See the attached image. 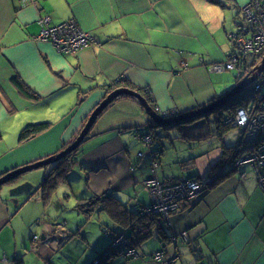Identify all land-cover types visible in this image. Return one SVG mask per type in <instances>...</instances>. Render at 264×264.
Returning <instances> with one entry per match:
<instances>
[{
  "label": "crops",
  "instance_id": "0c3cea01",
  "mask_svg": "<svg viewBox=\"0 0 264 264\" xmlns=\"http://www.w3.org/2000/svg\"><path fill=\"white\" fill-rule=\"evenodd\" d=\"M248 1L225 0L226 7L208 0H0V122L31 110L34 121L52 123L39 136H48L56 129L53 136L57 137L46 140L63 141L46 154L27 155L21 151L6 158L14 148L2 150L0 175L57 154L70 144L104 99L107 86L119 78L150 89L161 111L176 109L184 113L230 90L223 91V87L221 93V85L216 84L217 73L208 66L225 62L233 48L226 27V8L235 11L237 28L243 16L240 9ZM46 18L48 23L42 24ZM69 20L91 33L93 41L88 46L65 53L53 42L38 39L43 29ZM15 77L38 99L25 97ZM50 109L65 115L62 127H54L61 123L59 116L47 118ZM122 109L128 111L129 117L122 116ZM115 112L117 115L112 117ZM147 116L137 100L122 98L97 118L91 134L79 147L80 153V148L90 140L110 137L103 142L110 146L108 149L82 152L81 168L82 172L89 171L92 195L113 193L120 199L122 192L131 197L129 190L136 191L141 185L145 188L144 182L151 176L167 182L194 175L208 177L222 157L224 146L230 148L239 140L238 137L227 145L224 138L221 147L215 143L210 147L218 138L205 120L169 132L160 131L152 147L162 151L157 159L159 165L168 149L180 143L190 155L184 168H198L187 176H161L157 171L159 165L153 167L155 159L151 154L139 159L137 153L130 152L132 147L137 152L143 149L137 135L151 130ZM117 117L121 120L113 122ZM99 124L104 127L98 128ZM120 124L125 125L123 129ZM201 147L204 150L199 151ZM241 172H246L245 179ZM20 183L0 186V264H22L29 249L54 264V256L76 238L65 214V210H74L76 205L60 202V198H35L33 193L11 195L9 188ZM14 198L18 199L16 205ZM151 202L152 199L142 200L136 194L134 201L124 204L132 207ZM54 206L58 211H52ZM40 223L41 236L34 228ZM116 225L118 228L109 233L124 229L118 222ZM169 227L174 236L188 231L189 240L179 239L171 245L158 240L159 244L139 250L142 257L127 260L120 253L107 260L112 264H164L154 261L153 253L165 247L168 255L175 257L174 264H264V191L259 188L253 169L242 167L203 198L183 203V208L171 215ZM11 240L15 241L13 248L7 245Z\"/></svg>",
  "mask_w": 264,
  "mask_h": 264
},
{
  "label": "rangeland",
  "instance_id": "374dc122",
  "mask_svg": "<svg viewBox=\"0 0 264 264\" xmlns=\"http://www.w3.org/2000/svg\"><path fill=\"white\" fill-rule=\"evenodd\" d=\"M249 2H251V0H249L247 3H249ZM253 5L257 7V6H259V3L253 4ZM254 6H252V7H254ZM226 12H227L226 27L229 30L228 37L231 39V41H235L234 37L236 34H238L239 30L243 27V22L241 21L239 23V27L236 28V23L234 22L235 11L226 8ZM242 20L244 22L247 21V17L245 16L244 18H242ZM262 40H263V38H262ZM262 45H263L262 49L258 46L259 47L258 51H260L259 52L260 54H258L257 51L254 53L256 55V58H255V62H252L251 69H254L255 67H257L262 62V60L264 58V43ZM231 46H232V44H231ZM217 64H220V62H217ZM212 66H213L212 64L210 66H208L209 70H211ZM239 71L241 72V68L239 69ZM216 73H217V79L219 80L216 82V84L221 85V87H220L221 93L223 91L227 90L228 88L229 89L233 88V86L236 83V77L239 74L238 70H230V69H227V70L222 71V72H216ZM263 75H264V68H263L262 72L257 76L258 80L257 79L256 80L260 82V80L263 79V77H262ZM251 76H252V74L251 75L248 74L245 78L242 79V81L244 79H246L247 77H251ZM255 81H253V83H251V85H253V87H255ZM221 88H223L224 90L222 91ZM254 90H255L254 92L256 93V95H254V94L253 95L252 94L246 95L245 96L246 98H245L243 104L240 105L239 107H237L233 112H232V109L230 106H231V103H233L234 100L236 99L235 98L236 96H234L233 98L229 99L228 101H225L222 104H220V106L217 109H215L213 111L206 112L202 116H198L195 119L194 118L190 119L187 122L174 123L171 125H163V127H161L160 125L155 123L157 127H155V129H151L149 131V136L147 135L148 132L138 133V135H137L138 140L140 141L141 144H143V149H141L137 152V151L133 150L135 147H132V149H130V152L131 153L135 152V154L137 153L139 159H143L146 154H151L154 159H158V156H159V154L160 155L162 154V151H160L158 149L152 150V147L157 143V140H158L157 133H160V131L169 132L173 129H180L182 126L191 125V124H194L195 122H198L200 120H205V123L212 128L211 131H213V132L216 131V134H217L216 137L218 138V140L213 141L211 143L210 147H212V145L214 143H215V145L221 147L222 145H224L223 144L224 138L226 141L225 143H227V145H228V142L236 141L239 137V131L240 130L242 131L241 136L243 137L244 143H246L245 139H247V137L249 135H253L254 137H256V134H257L256 140L248 142V144H246L249 147V149L247 151H245L246 153L243 156V158H247L246 161L244 162L241 160L237 164H232L230 162L231 163L230 165H231V168L236 167L237 171L242 167H246V166L251 167L254 171V175H255V178L257 180L259 188L264 191V188L262 186H260L261 181L264 183V179L262 177H260L261 172H260L259 167L261 165V162L259 163L257 159H254V156L260 157V150L264 147V100L261 99V97H262L261 93L263 95L262 90L255 89V88H254ZM247 91H248V87L245 89L244 92L246 93ZM227 93H228V91L225 92L224 94L220 95V96L215 97L214 99L210 100L208 103H206L204 105H201V106L199 105V106L191 109L190 111L191 112L199 111L208 105H212L213 103H215L217 100H219L221 97H223ZM246 103H249V105L245 106L244 104H246ZM241 108H245V111L247 110L246 112L248 115V119L246 121H244V123L242 125H238L237 124V121L239 119L238 111ZM159 110H160L161 114H164V116L166 118H174L175 116L180 115V114H175L176 109L161 111V109L159 108ZM59 112H60V110L58 111V110H51V109L47 110V112H46V116L50 120L57 118V116H59V118L61 119V120L59 119L61 121V123H55L54 127H62L64 124L62 122V120H63L65 115H61ZM127 112L128 111H125L124 109H122V111L120 113L122 114V116L127 118V117H129V113H127ZM115 115H117L116 112L113 113L112 117H115ZM169 115H172V116H169ZM254 115H256L257 118L253 119L252 116H254ZM214 116H219L220 118L223 117V119H224L223 122L226 125H229L228 127H230V129L227 130L226 132H224L223 134L219 135L221 133V131H224V130H222V127H224V126L220 125V123H218L215 120ZM107 117H109V115ZM120 120L121 119H119V117H117L116 119H114L113 122L120 121ZM122 120H124V118H122ZM42 121H49V120H42ZM36 122H40V121H34L31 110L25 111V112L15 113L8 120H1L0 131L2 132L3 138L0 141V152L2 150L10 151L14 148L12 153L10 151V153L8 154V156H6V158L12 157L13 155H18L21 151H24L25 153H27V155H31L34 153L46 154V153L50 152L51 150L56 149L60 145V143L63 142V141H59V140L58 141L56 140V142H48V140H46L47 137H57V136H53L55 133H57V130L53 129L48 136H46V134L41 135V136H38L34 139L24 141L23 143L20 144L19 138H20V133L22 131V128L24 126H26V124L36 123ZM121 124H125V123H121ZM121 124H120V127H121V129H123V127L125 125H121ZM218 124L222 127H219ZM97 127L99 128V127H104V126L102 124H99V126H97ZM219 128L221 130H219ZM118 131H119V129H118ZM128 134L130 135V133H128ZM75 137H76V135H75ZM109 138H110L109 136H107L105 138V135L97 137V138L92 139L89 142H87L86 146H83L80 148V153L76 157L79 162L77 163L75 168L69 173L67 180L65 182L61 183L57 187V189L55 190V193L53 195V198H52L53 200H54V198H56V199L60 198V202H65L67 204H73V205L75 204L77 206L80 203L79 199L82 200V199L90 198L91 196H93L91 194L92 190H90L89 183H88L89 171L86 170V172H82L83 169L81 168V166L83 164V157H84L82 152L84 150H87V152H90V151H94V150L101 149V148L102 149H108L110 146L103 145V142H105V140H108ZM128 138H129V136H126V142L129 140ZM205 144L208 145V143H205ZM184 148H185V146H183L182 144L176 143V147H171L168 149V152L163 157V161H162L161 165H159V167L157 168V171L159 174H161V176H163V174L170 175V176L171 175H173V176H187L191 173L197 172L198 168L195 167L194 165H187V167L184 168V166H183L185 164L184 161L188 160L190 157L189 154L185 153ZM227 149L228 148L226 146H224L225 151L222 153V155H221L222 157H220L217 160L216 164L212 167L213 170L211 169L212 171H210L212 175L218 174V172H220L219 170L222 167L221 165L224 164L223 167H227L229 165V164L226 165L225 161L223 163L221 162L222 158L224 159V154L227 151ZM202 150H204L203 147H201L199 149V151H202ZM6 158H4V160L2 159L3 163L6 162ZM262 164L264 165L263 162H262ZM157 166L158 165H153L154 168H156ZM236 170H234V171L236 172ZM49 172H50V166L49 165L45 166V167H41L39 169L29 171V172H27L21 176L20 182L32 183L34 186H33V189L30 191V193H33L32 196H36L35 198H38V195H39L38 187L40 186L42 181L45 179V177L49 174ZM231 173L234 174V172H231ZM152 178H154L155 181L156 180L159 181V179L155 178L154 176H151L147 180H145V177L142 178L140 182L143 184V182L145 180L144 187L145 186L147 187L146 182L153 181ZM241 178L242 179L246 178V172H241ZM210 179L215 180L216 177L215 176L209 177L205 181L203 179V186L205 185V183L207 184ZM169 185H171V184L169 183ZM146 187L143 188L141 185V186L136 188V191H134V189L129 190L131 197H129V194H124V193L120 192L119 193L121 195L120 199L122 201H124V203H129V202L134 201L136 194H138L139 198H142V200L145 199V200L151 201L152 191H150V189L148 187L147 188ZM12 188L13 187L9 188V192ZM179 188H180V186L175 187V188L171 189V192L174 190H177ZM194 190H192L190 193H192ZM200 191H198L194 195V197L199 195ZM87 192H88V195H86ZM30 193H22L20 195H30ZM163 193H164V191H163ZM183 195H185V194H183ZM192 199H193V197H191V196H187V197L181 196V199L179 200L178 204L176 205V208L178 205L180 206V204H183L182 202L184 200L190 201ZM151 207H152V202H151V206L149 208H145L144 206H140L138 212L141 213L142 215H149L151 213L153 215H156L158 218H163L169 224V220L171 218L170 215H171L172 211L170 212V215L167 213L163 215L162 213L155 212L156 210L155 209L152 210ZM179 209L180 208H178L177 211ZM52 211H54V212L58 211L56 206H54ZM54 212H52V213H54ZM65 214H66L67 220L71 221L70 228H72L74 230L73 233H76L75 234L76 238L72 239L66 245V247L62 250V252L57 253L54 256V261H53L54 264H89L91 261H93L95 258H97L99 256L100 252L105 251L102 253V255H104V257H102V258L105 259V257H107L108 255H111V253H113V252H117V251L123 252L124 251V249H119V248L113 250V248H111L112 243L126 242V243H128V245H130V247L135 248L138 251V253H140L139 250H141V248H145V247L147 248V247H149V245L159 244L157 242L158 238L153 236L152 238L148 239L146 242H143L140 246L139 245L137 247L134 246V244H133L134 238H138L139 236L143 235L145 232L144 230H147L145 227V224L143 222L141 223L140 228H137V229L133 228L131 230V236L133 237V239L130 236L128 229H123L122 231H119L118 233H114V234H112L110 232L111 233L110 234L109 231L112 230V228H114V227L118 228V226L116 225V221L109 215V213L107 211L103 210L101 206H99L98 208H95L92 211V215L90 217L87 216L85 213L80 212L77 209L65 210ZM87 219H89V220H87ZM60 222H62V221H60ZM133 222H136V221H133ZM138 222L140 223L141 221H138ZM131 224H132V222L130 223V226H131ZM119 225H121L120 222H119ZM41 226H42L41 223L39 226L34 225V228H37L36 233L39 234V236H41V234H42V231L39 230ZM127 226H129V225H127ZM132 227H134V226H132ZM122 233H125L127 237L124 238L123 236H121ZM181 234L183 235L186 233L181 232ZM111 236L115 237V239L113 237L114 242L112 241L113 239H111ZM37 238H38V236L35 235L34 239H37ZM11 241H14V240H11ZM9 243L7 244L8 247L13 248L15 246V241L12 244H9ZM112 257H109L108 260L111 261ZM139 257H142V254H140ZM129 258H131V257H129ZM133 259H135V258H133ZM100 261H101V257H99L97 259V261H94L92 264H100ZM21 262H22V264H50L49 261L45 262L44 259L40 258L37 251H35V250L33 251L31 249H29V251L27 253H25L24 261L21 260ZM11 264H19V263L14 262Z\"/></svg>",
  "mask_w": 264,
  "mask_h": 264
},
{
  "label": "trees",
  "instance_id": "16d2710c",
  "mask_svg": "<svg viewBox=\"0 0 264 264\" xmlns=\"http://www.w3.org/2000/svg\"><path fill=\"white\" fill-rule=\"evenodd\" d=\"M208 1L211 2V3H214V4H218L220 6H226L225 0H208ZM260 1L264 3V0H260ZM243 7L240 9V12L243 11ZM242 22H243V20H242ZM240 31L241 30H239V32ZM232 42H233V48H232V50L230 52V55L238 54V56H239L240 52L237 49L236 42L235 41H232ZM255 58H256V56H253V55L252 56H250V55H248V56L247 55L239 56V62L237 63V66L234 69H230V70H238V72H239V74L236 77V83H235V85L233 87L238 85L242 81V79L245 78L248 74H250V75L252 74V70L253 69H251V66H252V62H255ZM226 61H227V59H226ZM240 68H241V72L239 71ZM256 79L258 80V78H256ZM14 81H15L19 91L25 97L31 98V99H38V95L36 93H34V92L29 91L25 87V85L23 84V82L20 80L19 77H17V78L15 77ZM121 87L133 89L135 91L140 92L143 95V97L148 101V103L153 107V109L156 110L157 105H156V103H155V101H154V99L152 97V94H151L150 90L148 88H146V87L137 86L133 82H131V81L127 80V79H124V78L123 79L119 78L118 80L114 81L112 84L108 85L107 88H106L107 91H106L105 97L111 91H113L115 89H118V88H121ZM254 88L255 87H253V85H250L248 87V91L246 93L244 92V93L236 95V97H235L236 99L234 100L233 103H231V106H230L231 109H232V112L237 107H239L240 105L243 104V102H244V100L246 98L245 97L246 95H251V94L252 95L253 94L256 95V93L254 92L255 91ZM122 98L133 99L130 96L122 95V96L116 98L108 107H106L104 109V111L101 113V115L113 103H115L116 101H118L119 99H122ZM244 105L247 106V105H249V103H246ZM187 112H189V111H186L184 113H187ZM172 115H169V116H172ZM219 116H214V117H215V120L218 123H220V125L224 126V127H222V126H220L218 124L219 127H222V130H224V131H221V133L219 134V135H221L224 132H226L227 130H229L230 127H228L229 125H226L223 122L224 121L223 117L220 118ZM147 117H148V125L151 126V129H155V127H157L155 122L151 119V117L149 115ZM85 124H86V122H85ZM51 126H52L51 122H39V123H32V124L26 125L22 129V131L20 133V138H19L20 142L28 141V140H31V139L39 136L40 134H42V133L46 132L47 130H49L51 128ZM161 127H163V125ZM219 130H221V129L219 128ZM80 131L77 133L76 137L70 143V145L75 141V139L79 135ZM91 132H92V129H91ZM91 132L88 134V136L85 139H87L89 137ZM215 133H216V131H215ZM241 133L242 132L240 130L239 131V140H238L237 145L230 146V148H228L227 151L224 154V159L222 158V160H221L222 163L225 161L226 165L227 164H229V165L227 167H223L224 164L221 165L222 167L220 166L221 169L219 170L220 172H218V174H214V175L210 174V176L205 177V178H201V177H199L197 175H194V176H189V177H185V178L179 179V180L174 181V182L161 181L159 179V182L163 183V184H169V183L170 184H177V183H181V182H184V181H187V180L198 179L200 184H201V187H202L201 191H200V194L195 196L192 200L184 201L183 203H187V202L191 203V202H194L195 200H197L200 197L203 198L205 196V194L210 189H212L213 187L218 185L225 178L231 176L232 175L231 172L235 173L234 170H236V167L231 168L230 164L231 163L232 164H237V160L239 158H242L244 156V154L246 153L245 151H247L249 149V147L244 143L243 137L241 136ZM2 138H3V135H2V132L0 131V141L2 140ZM78 151H79V149L77 148L75 151H73V153H76ZM78 162L79 161L77 159L72 161L69 156L68 157L66 156L65 160L63 159V161L59 162V164L57 165L58 167H56L54 169L51 168L49 174L45 177L43 182L40 184L39 196L43 200H46V201L51 200V198L53 197L54 192L57 189V187L61 183L65 182L67 180V177H68L69 173L75 168V166L77 165ZM153 165H159V162L157 161V159H155L153 161ZM7 172H9V171H7ZM7 172L1 174L0 177L5 175ZM211 175L215 176L216 179L215 180L210 179L208 181V183L207 184L205 183V185L203 186V179L205 181L209 177H212ZM154 177L157 178L156 176H154ZM16 182L17 181H11V182H9V184L12 185V184H14ZM79 200H80V203L76 206L77 210H79L80 212L85 213L87 216L90 217L92 215V211L95 208H98L99 206H101L102 209L107 211L109 213V215L116 222H118V223L120 222L121 225L125 226L124 229H128V231L130 233V236H131V230L133 228L134 229L140 228L141 227V223L143 222L145 224V227H146L147 230H144L145 232H144L143 235L139 236L138 238H134L133 244L136 247L138 245L140 246L143 242H146L148 239L152 238L153 236L157 237L158 240L160 242H162V243H165V245H167V244L171 245L172 243H177L179 239H182L185 242L189 240L188 231H184V233H186V234L182 235L181 232H180L179 234L174 236L172 234V231L170 230L168 222H166L163 218H158L156 215H153L151 213L149 215H142L141 213L138 212L140 206H144L145 208H149L151 206V204H149V205H133L132 207H130V206L125 205L124 203H122L118 197L113 195V193H104L102 195H93L90 198H85V199H82V200L79 199ZM182 208H183V204H181V207H180V209L177 212H179ZM175 213H173V214H175ZM133 221H136V222H133ZM138 221H141V222L139 223ZM131 222H132V224L130 226ZM127 225H129V226H127ZM132 226H134V227H132ZM111 239H113V237ZM132 239H133V237H132ZM159 251H163L164 253H166V255H168V252L166 251V248L164 247L163 249L154 252L153 256L156 253H158ZM119 254H120V252H118V251L117 252H113V253H111V255H108L107 257H105V259H103L102 257H104V255H102V252H100L99 256L97 258H95L93 261H91L89 264H92L94 261H97V259L99 257H101L100 264H112L111 262L107 261V259L110 256H116V255H119ZM121 255L123 257H125V259H127V260L133 259V258L126 257L124 254H121ZM172 264H174V262Z\"/></svg>",
  "mask_w": 264,
  "mask_h": 264
},
{
  "label": "built area",
  "instance_id": "2783aa9c",
  "mask_svg": "<svg viewBox=\"0 0 264 264\" xmlns=\"http://www.w3.org/2000/svg\"><path fill=\"white\" fill-rule=\"evenodd\" d=\"M256 3H259V6L256 7L253 5ZM242 14H244L243 18L245 16L247 17V21L245 22L243 21V27L240 29L241 31L238 32V34H236L234 37L237 49L240 52L239 56L242 55L256 56L254 53L257 51V53L260 54L259 53L260 51H258V49L259 47L262 49L263 46L262 44L264 43V3L261 2L260 0H252L243 7ZM48 21L49 18H46L42 20L41 23L47 24ZM38 39H44L53 42V44L60 52H65V53H75L79 51L81 48L88 46L93 41V37L91 33L85 32L82 29H80L79 26L73 20H69L64 23L58 24L56 26H51L43 29V31L38 36ZM239 56L238 54L230 55L227 58V61L220 64L217 63L213 64L211 70L214 72H222L227 69H234L237 66V63L239 62ZM262 77L263 79H261L260 82L257 80L255 81V89L262 90L263 95L261 93L262 96L261 99L264 100V75ZM156 110L159 113H161L158 107L156 108ZM246 111L245 108H241L238 111V115H239V119L237 121L238 125H242L244 121L248 119V115ZM252 118L255 119L257 117L256 115H254L252 116ZM256 137H254L253 135H249L247 139H245V141L246 142L254 141L256 140ZM246 159L247 158H243V157L239 158L237 160V163L240 162L241 160L245 162ZM254 159H257L259 163L261 162V165L259 167L261 172L260 177L264 179V165L262 164V162L264 163V147L260 150V157L254 156ZM152 179L153 181L146 182L147 187L150 189V191H152L151 209L152 210L155 209L156 210L155 212L162 213L163 215L166 213L170 215L171 211H172L171 212L172 215L177 211L178 208L181 207V204L179 203L180 206L178 205L179 207L177 206L176 208V205L181 199V196L184 197L191 196L194 198V195L202 188L198 179L187 180L181 183L171 184V185L160 183L157 180L155 181L154 178ZM178 186H180L179 189L171 192V189ZM260 186L264 188V183L262 181ZM192 190L194 191L190 193ZM182 193L185 195H183ZM121 236H123L124 238L127 237L125 233H122ZM114 239L112 240L113 242ZM111 248H113V250L118 248L124 249V251L120 253L124 254L126 257L137 258L140 256V253H138V251L135 248L130 247V245H128V243L126 242L112 243ZM153 260L164 264H172L173 262H175V257L168 256L163 251H159L153 256Z\"/></svg>",
  "mask_w": 264,
  "mask_h": 264
},
{
  "label": "water",
  "instance_id": "95a60500",
  "mask_svg": "<svg viewBox=\"0 0 264 264\" xmlns=\"http://www.w3.org/2000/svg\"><path fill=\"white\" fill-rule=\"evenodd\" d=\"M264 68V58L262 62L255 67L252 70V76L247 77L244 79L241 83L233 87L231 90L228 91L226 95L221 97L219 100H217L212 105H208L204 107L203 109L199 111H193V112H187L180 115L175 116L174 118H166L164 115L159 113L157 110L153 109V107L148 103V101L143 97V95L135 91L133 89L121 87L118 89H115L111 91L99 104L98 106L92 111L91 115L88 118V121L84 125L83 129L81 130L80 134L77 136L75 141L64 151H62L60 154H53L48 157H45L43 159H39L33 163H29L27 165H23L21 167H17L9 172H7L5 175L0 177V186H3L11 181H16L17 178L21 177L23 174L39 169L41 167L48 166L59 159H61L65 154L70 153L77 148H79L82 144V142L85 140V138L88 136V134L91 132V129L93 128V125L95 124L97 118L101 115V113L104 111L106 107H108L116 98L127 95L132 97L133 99L137 100L140 105L145 109L147 114L151 117V119L158 125H171L174 123H184L189 121L190 119H195L198 116H202L206 112L213 111L217 109L220 104H222L225 101H228L229 99L233 98L234 96L241 94L245 91L247 87L253 83V81L256 80L257 76L262 72ZM33 184L30 182H23L19 185L13 187L10 190L11 195L16 196L22 193H30V191L33 189ZM15 205L18 202V199L13 200ZM177 258V256H176Z\"/></svg>",
  "mask_w": 264,
  "mask_h": 264
},
{
  "label": "flooded vegetation",
  "instance_id": "af4514ba",
  "mask_svg": "<svg viewBox=\"0 0 264 264\" xmlns=\"http://www.w3.org/2000/svg\"><path fill=\"white\" fill-rule=\"evenodd\" d=\"M81 132V131H80ZM80 134V133H79ZM70 146V144H67L63 149H61L57 154H60L62 151H64L66 148H68ZM79 149V148H78ZM75 151V150H74ZM71 153V154H70ZM70 153H67V154H65V156H63L61 159H59L58 161H56V162H54V163H52V164H50L49 166H50V170H51V168L52 169H54V168H56V167H58L57 165L59 164V162L60 161H63V159L65 160V157L67 156H69L70 157V159L72 160V161H74V160H76L77 158V155L79 154V151L78 152H76V153H73V151L72 152H70ZM69 154V155H68ZM20 178L21 177H19V178H17V182H20ZM43 182V181H42Z\"/></svg>",
  "mask_w": 264,
  "mask_h": 264
},
{
  "label": "bare ground",
  "instance_id": "6f19581e",
  "mask_svg": "<svg viewBox=\"0 0 264 264\" xmlns=\"http://www.w3.org/2000/svg\"><path fill=\"white\" fill-rule=\"evenodd\" d=\"M176 112V114H182V112H180V111H175ZM147 135L149 136V132L147 133ZM245 144H248V142H246ZM18 182H16V183H14V184H17ZM5 185H10L9 183H7V184H5ZM19 185V184H18Z\"/></svg>",
  "mask_w": 264,
  "mask_h": 264
}]
</instances>
